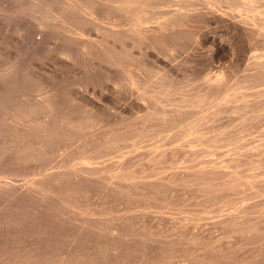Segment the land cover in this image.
<instances>
[{
	"label": "bare ground",
	"instance_id": "bare-ground-1",
	"mask_svg": "<svg viewBox=\"0 0 264 264\" xmlns=\"http://www.w3.org/2000/svg\"><path fill=\"white\" fill-rule=\"evenodd\" d=\"M0 5H1V3H0ZM2 5H6V8H8L11 12H13V14L20 16L18 18H21L23 26L17 27V29L20 28V30H19L20 32L18 31V33L20 36H23L24 38L27 36V39L29 38L28 36H30V41H27L26 39L25 40L27 42H30V44L28 43V45H31V46L32 45L33 46L34 45H37V46L41 45L40 41L45 40L46 36H47L46 37L47 39L49 38L48 36L51 33L47 34L48 30L46 28V27H48V24L50 23L49 21L48 22L46 21V19L48 17L52 20H55V22L56 21L60 22V24L59 23H57V24L53 23L54 24L53 26L58 25L57 27H54V28H56L55 29L56 33H57V31L59 32V33H57V35H58L57 38H58V40H61L62 43H60L61 47H60V49L58 48L59 50L57 49V46H58L57 44H56L57 46L55 45L56 46L55 48L59 51V55L62 56L61 58H63V56H64L68 59L79 60L78 62L81 64H82V62H80V61L91 60V62H92V60L94 59L95 61H93V62L97 63L96 64L97 68L98 67L101 68V70L104 73V77L107 80V84H108L107 90H108L110 97L112 99L121 97L122 96L121 94L124 92L123 96L125 95L126 97H129V98L127 99V101H125L124 106L122 104L123 108L127 109V110L136 109L138 112H140L138 114H135V117L138 120V122H137L138 126L136 125V128L133 127L134 129L137 130L134 132L136 134H132V135L128 134L130 136H125L124 134L126 133V131H124V129H122V128H121L122 129L121 130L119 127L122 124V122L117 117L115 118V116H113L114 114L112 115L113 119L110 117V120H112V121H110L108 123H113V125L115 124L118 126L113 127L112 130L110 129V131H108V132L101 133L102 131L99 132V128H102L103 126L101 127V125H103V124H100L99 122L94 121L92 119L89 121L90 117L87 121L86 120L87 118L85 119V117L90 116V115L86 114L87 116L84 115L85 117L82 115L84 117L83 119H85L87 122H83L81 124L80 121H78V119H77V116H78L77 114L76 115L70 114L71 112L67 113V111H70L71 107H69V110H67L66 109L67 106L65 107V105L59 104L60 102H58L59 105L56 103L57 99L53 98L56 96V94L54 96L52 95L54 91L52 92V94L50 93V91H46V90L43 91L44 87H43L42 83L40 84L41 89L27 88L26 86L23 85L24 82L21 80L22 78L20 77L21 78L20 79L18 77V75L20 73L19 74L17 73L18 75H16V70L14 69L15 67H12V65L6 66V64H5V66L0 65V175L2 177V179H0V182H1L0 183V193L2 191L1 189H3L4 190V192H3L4 196L8 197V199H6V201H5V202H7L5 205H7V204L9 206L11 205V207L13 208L15 206L17 207L19 204L21 205V201H22V203H24V201H26L25 199L27 197L30 198V200H31V198H35V199L37 198V199H40V202L37 200V202L39 204H37L36 206H41L42 208L36 207V209L37 208L43 209V213H45V214H46V212H44V211L49 210L51 212V213L49 212V214H50V215L48 214L49 216H51L53 214L55 216H63L65 214H68V212H70L71 210H73V209H71V207L75 206L76 200H79L80 197L84 196L85 192H86V194L89 193V192L87 193V191H89L88 186L90 185V182L93 183L94 180H97L95 182L98 183V178H101V180H102V181L99 180L100 181L99 185H102L101 182H104V184H106L107 187H105V188L101 187L102 191L99 193L90 191V194L94 193L93 197H96V199L99 200L98 202L104 204L106 199H108L107 192H108V187H109L108 185H110V183H112L113 185H115L117 187L118 184L117 185L114 184V183H116V181L129 180L130 182H132L134 179L136 182L135 178H137V181H139V182H142V181L145 182L146 180H148L146 178L149 175H146V174L144 175V173L146 171L143 169V167H142V169H143L144 173L142 172V169H140V171H141V173H143V175L142 174H140V176L135 175L134 172H130V170L127 169V167H128L127 165L129 163L125 165L126 161H123L124 163L117 162L119 164L115 165L113 167V169L112 168H110L109 170L106 169L107 174L100 177V175H102V173L105 172L104 167H103L104 165L101 164L102 166L101 165L99 166L98 165L99 162H97L96 159L101 158L102 156L106 155L107 153L109 154L108 149H112V150L115 149L116 150L118 148L120 141L127 140L130 138V139H132V141L134 140V143H137L136 141L141 142V140L143 141V140L147 139L148 136H150V135L153 136L154 134H158V133L161 134V133L169 132L170 134L165 133L166 135H165V138H163L164 140L163 139H162L163 141L161 140L162 142L160 145L163 147V149H159V150H161V152L158 151V152H160V154L158 153L160 156L157 154L158 158H156L157 160L155 159L156 162H158V167H157V165H155V167L154 166L153 167L154 168L157 167L159 169L162 168V171H163V168H167V167L169 169L171 168V170H169V171H175V173L172 174V175H174V177H171V175H169L167 172L166 174L168 176L165 174L164 177L161 176L160 179H158L159 177L156 178L160 182L157 183V181H156L155 184L156 183L161 184V185L164 184V186L169 187V186H172L171 183H173L174 181H178V183L180 182L182 184V186L185 185V186L189 187L188 189L194 188L197 191L196 194H199L198 192H200L203 195H205V197H206V198H204L205 204H207L208 202H212L213 205L217 204L216 209L217 210L219 209V212L221 211L222 208H226V207L221 206V204L219 205V202L221 201V199L224 198V200H225L226 197L228 198L231 194L233 195V193L236 196L238 195V197L235 198V196H234L233 198L231 197V199L228 198L231 200L232 204H234L233 202L237 201L239 198L249 199L250 203H251V205L249 204L248 207H240L239 209L236 208L238 205L237 206L235 205L236 207H234V209L236 208V211H234V213L230 212L228 214L225 213L226 215L224 214V216L220 215L221 218L218 217L219 219L217 218L216 219L217 221H215V220L211 221L210 218L212 219V216L210 215L211 217L210 216H209L210 218L208 217L210 221L205 222V220H204L203 222H205V223H203V224H200V223L195 224V222H194V225H193V222H192L191 224L193 226L189 225L190 226L189 227V226H185V223H183L184 224V231L186 232V234L188 236L194 235L195 232H198V233H196L198 238H196L197 236L196 237H188L189 239L193 240L192 242L189 243V245L191 244L193 247L199 249L203 244L202 240L204 239V236H203L204 233L208 232L210 229L215 228L218 225L219 226L222 225L224 227L226 226V228L227 227L230 228V229L227 228L226 230H232V232L235 233L237 236H239V238L241 239V240L239 239L240 241L236 243V247H241L242 245H246L249 243L256 244L257 242H259V243H257V246H258L257 250H260V251L264 250V208H261L260 210L257 209L259 206H264V127H259V124H264V0H6L5 4H2ZM46 7H47V9H46L45 15H48V14L49 15L47 17H44V14L41 12H44L43 10ZM38 8L39 9L44 8V9H41L42 10L41 11ZM8 9H5V10H8ZM13 17H14V15H13ZM74 18H76L77 20L75 19L76 21H73V22H76V23H77V21H79V23L80 22H87L89 27L95 28V29L99 28L98 25H96V20L104 21V18H106L107 19L106 23L109 24V27L105 31L106 32L105 38L102 35V37L104 39H102L101 43L94 41L93 44H87L88 42L87 43L82 42L83 38L81 36L83 33H85L86 30L83 31V28H80V27H82L81 25L75 26V27L65 25L68 21L73 20ZM19 22L20 21H18V23ZM27 22L29 23L30 26L27 25ZM73 22H71V23H73ZM46 24H47V26H45ZM20 25H21V22H20ZM51 25H52V23H51ZM17 26H19V25H17ZM84 26H87V25H84ZM48 29H51V28H48ZM52 29L49 32H55V31H52ZM84 29H86V28H84ZM78 31L79 32L81 31L80 33H82V34L80 35V33ZM3 32H4V30H3ZM14 32H17V31H14ZM37 32H39L38 33L39 35L35 38V34ZM74 33L76 35H74ZM92 34H94V33H92ZM49 40H53V39H51V37H50ZM46 41H48V40H46ZM54 44H55V42H54ZM187 47L190 49V52H189L190 56L188 55V56L184 57L183 59H180L178 54H181V53H179V52H181L182 50H184ZM53 48H54V46H53ZM19 50H21V49H19ZM51 50H53V49H51ZM10 54H12V53H10ZM17 59H18V57H17ZM2 61H4V59ZM6 63H8V62H6ZM73 63H75V62H73ZM93 64H95V63H93ZM61 68H62V66H61ZM80 69H81V67H80ZM84 69H85V66H84ZM56 74H58V73H56ZM78 74H76V76ZM101 74H102V72H101ZM179 77H181L186 82V84L185 83L184 84L186 85L187 89L185 90L186 87L185 88L183 87L185 92L182 93V95H178V96L173 97L174 92L175 93H176V91L181 92L183 90V89L177 90L175 88L177 86L176 83H177ZM91 78H92V76H91ZM37 82H38V80H37ZM179 82L180 81H178V83ZM56 83H55V85H56ZM182 83H181V85H182ZM86 84H87V82H86ZM47 85L50 86L49 84H47ZM47 85L45 83V86H47ZM185 85H182V86H185ZM80 89H81V87H80ZM61 90H62V87H61ZM51 91H52V89H51ZM47 92H49V93L47 94ZM155 92L157 95L153 94ZM37 93H39L40 98L34 99L33 95L36 94V96H37ZM160 94L162 95V97L160 96ZM176 94H178V93H176ZM119 95H121V96H119ZM110 97L107 100H111ZM124 98L122 97V99H124ZM119 99H121V98H119ZM30 100H32V101H30ZM70 100H71V98H70ZM72 100H74V99H72ZM65 101H66V99H65ZM62 102H64V101H62ZM167 105H170V108H168L169 106L166 107ZM59 106H63V107H65V109L62 107H59ZM75 106H76V104H75ZM154 106H156V107H154ZM208 106H210V107L212 106L211 110H209L210 107H208ZM206 108L208 109L207 111H209V112L202 113V112H204V110ZM72 109H74V108H72ZM120 109H119V111H120ZM65 110H67V111H65ZM72 111H73L72 113L76 112L74 110H72ZM109 111H110V109H109ZM79 113H81V112H79ZM198 113L199 114L202 113V114H200L199 118H198ZM254 113H255V115H254ZM81 114H83V113H81ZM110 114H111V112H110ZM128 115H130V114H128ZM79 117H80V115L78 116V118ZM92 118H94V117H92ZM100 119L102 120L101 117H100ZM85 120H82V121H85ZM103 120H105V119H103ZM234 120H240L242 124L240 126H235V125L232 126V123ZM108 121H109V119H108ZM101 123H103V122H101ZM80 124L84 128V130H82V131H80V129H81ZM104 124H105V122H104ZM127 124H128V122H127ZM131 126H133V125H131ZM258 127L260 128L259 130H257ZM133 128H131V129H133ZM75 129H79L78 131H80V133L85 132L86 136L88 137V138H86V140L84 142L86 145V147L84 146L86 148V150L81 155L79 154L78 157L75 158L76 160L80 159V161L75 163V162L71 161V158L61 157L60 156L61 154L58 155V158H60V157L61 158L59 160H57L58 162L55 164H50L51 162H48L51 159L47 160V158H48L47 155H45V157H47V158H45L46 161L44 159H43L44 161L40 160L41 150H44V147H42L43 145L48 144L47 142H49V144H50L51 140H54V138H57V137L65 138L67 136L75 134V132H76ZM74 130H75V132H74ZM122 131H124V134H122ZM170 131H172V133ZM212 132H215V133L213 134ZM78 133L76 132V134H78ZM79 134H78V136H79ZM236 135H238V136H236ZM75 137H76V135H75ZM161 137H162V134H161ZM163 137H164V135H163ZM63 138H61V139L58 138L57 140H59V139L62 140ZM68 138L70 139V137H68ZM68 138H67V140H69ZM158 139H153V140L157 141ZM73 141H75V140H73ZM145 141H147V140H145ZM62 142H64V141H62ZM69 142H71V141H69ZM81 142H82V140H81ZM78 143H79V141H78ZM162 143H163V145H162ZM182 143L189 144L188 146L193 145L194 149L193 150L192 149L185 150L183 147L184 144L182 145ZM51 144H53V143H51ZM57 144L60 147V145H59L60 143L57 142ZM69 144H71V143H69ZM56 145H54V147ZM82 145H83V143H82ZM127 145L125 147H128ZM154 145H155V143H154ZM156 145H158V144L156 143ZM164 146H166V147L164 148ZM65 147H66V145H65ZM102 147L103 148L105 147L106 150H102L101 149ZM136 147H138V146H136ZM185 147H187V146H185ZM56 148H57V146H56ZM85 148H83V149H85ZM121 148H124V147L121 146ZM146 149L149 150L148 147ZM45 150H47V149H45ZM58 150H59V148H58ZM60 150L58 151L59 153H60ZM44 151H42V152H44ZM47 151L49 152L50 150H47ZM47 151H46V153H47ZM138 151H139V149H138ZM65 152H63V153H65ZM141 152L144 153L142 150H141ZM53 153H54V151H53ZM69 153H70V151H69ZM51 155H53V154L51 153ZM132 155H130V156H132ZM157 155H156V157H157ZM197 155H202L203 157H200V159H196L195 157ZM209 155L210 156L216 155V157H217V155H219L220 160L219 161L213 160L212 159L213 157L210 158ZM53 156L55 157V155H53ZM139 156L140 157L138 159H140V158L145 159L143 156H141V155H139ZM148 157H149V155H148ZM72 159H73V157H72ZM150 159H148V160H150ZM186 159H190L192 161L194 159L195 162L191 161L190 162L191 165H188V166L184 165L183 167L181 166L182 164L177 165V163L178 164L180 163V160H186ZM107 161H108V159H107ZM152 161H154V160H152ZM103 162H104V160H103ZM156 162H155V164H156ZM77 165H80V166H77ZM147 165L149 166V164H147ZM175 165L177 167L176 169H174ZM110 166H112V165H110ZM55 167L58 169V171H55V172L51 171V169L55 168ZM140 167H141V165H140ZM140 167H138V168H140ZM172 167H174L173 168L174 170H172ZM131 169H133V168H131ZM152 172H153V170H152ZM152 172H150V173H152ZM14 173L15 174L16 173H23V175L24 174H25V176L29 175V177L30 176L36 177V175L37 176L41 175V177L42 176L44 177V180L35 183V180H34L35 177H34V178H32L34 183L32 182V184H29V186H27L26 188L23 187L21 189H18L16 187L17 185L14 186L11 183V181H9V179L6 180L7 177L12 176V178H13ZM150 173H148V174H150ZM155 174H156V172H155ZM9 175H11V176H9ZM17 176H18V174H17ZM21 176H22V174H21ZM150 176H152V175L150 174ZM29 177H28V179H29ZM36 178L38 179L39 177H36ZM26 179L27 178H25V180ZM32 179H30V182L32 181ZM154 181L152 180V182H154ZM95 182H94V184H95ZM24 183L27 184V183H29V181L24 182ZM147 183L153 184L149 181ZM14 184H16V183H14ZM174 184H176V182H174ZM125 185H126V187L128 186L127 184H125ZM115 186L111 187V189L115 188ZM20 187L21 186H19V188ZM135 187L136 188H134V189L137 190L136 192H137L139 199H140L139 202L142 203L144 206L145 204H147V203H144V202H147V200H146L147 197H150L151 189L149 187H152V186L148 187L145 184H141V185H138ZM173 187H174V185L172 186V188ZM187 187H185V188L187 189ZM121 188H123V187H121ZM121 188H119V189H121ZM131 188H133V185ZM178 188H180V187L178 186ZM95 189H97V188H95ZM169 189H171V188L169 187ZM175 189H176V191L178 190L177 188H175ZM90 190H93V189H90ZM127 191H129V190H127ZM153 191L156 192V190H153ZM179 191H180V189H179ZM179 191H177V192H179ZM134 192H135V190H134ZM154 192H152V193L154 194ZM167 192H169V191L167 190ZM183 192L185 193L186 191L184 190ZM189 192H187V193H189ZM191 192H193V191H191ZM123 193H125V192L123 191ZM166 194H163V195H166ZM174 194H175V191H174ZM180 194H182V193H180ZM180 194H178V196H177L178 198H179ZM173 195L170 194V195H168L169 197L167 195L166 196L169 199L170 198L172 199ZM192 195L196 197L195 194H192ZM239 195H241V196H239ZM1 196L2 195H0V201L2 200ZM123 196L125 197V194H123ZM197 196H199V195H197ZM7 197H5V198H7ZM93 197H91V198H93ZM5 198L3 200H5ZM85 199L88 200L89 197H88V199L84 198V200ZM111 199H113V198L111 197ZM164 199H166V198H164ZM181 199H184V198H181ZM123 200L126 202L127 199L126 200L123 199ZM174 200H176V199H174ZM27 201H26V203H27ZM117 201H119V200H117ZM181 202H183V201H181ZM204 202H202V203L204 204ZM80 203H82V202H79V204ZM228 203H229V201H228ZM0 204H1V202H0ZM2 204H3V206H0V207H2L0 209V212H3V214L5 212H7L8 209L12 210V208H10V207L7 209L8 205L5 206L4 203H2ZM138 205H139V203H138ZM208 205H211V203H209ZM213 205L211 208H209L210 210L213 208ZM245 205H246V203H245ZM27 206L28 205H26V207ZM104 206H106V205H104ZM241 206H243V204ZM22 207H24V206L22 205ZM204 207L205 206L203 205V209H204ZM116 208L118 209L119 207L116 206ZM128 208H129V206H128ZM179 208H181V207H179ZM39 209H37V210H39ZM94 210H96V209H94ZM206 210H208V209H206ZM128 211H131V210L129 209ZM223 211H224V209H223ZM225 211H227V210L225 209ZM9 212H11V211H8L7 213H9ZM13 212H15V211H13ZM13 212H12V214H13ZM23 212H25V211H23ZM35 212H37V211H35ZM73 212H74V210L72 211V213ZM81 212L82 211L80 210V213ZM108 212H111V211H108ZM41 213H42V211H41ZM75 213H76V215L73 214L74 216H72V217H75V216L77 217V215L79 214V211L75 212ZM85 213L88 214V212H85ZM95 213H93V214H95ZM103 213H104V211H103ZM111 213H113V212H111ZM207 213L208 212H206V214ZM244 213H246V215ZM32 214H34V212H32ZM69 214L72 215L71 213H69ZM114 214H116V212ZM35 215H38V214L35 213L34 217H35ZM48 215L43 214V218H44V216L45 217L47 216V220H48L49 219ZM81 215L85 216V218H86V214H83V212ZM89 215H91V214H89ZM89 215H87V216H89ZM97 215H98V212H97ZM135 215H136V213H135ZM247 215H251L252 218L250 216H247ZM40 216H42V215H40ZM194 216H196V215L194 214ZM215 216H217V213L215 214ZM52 217H50V218H52ZM64 217H63V220H64ZM116 217H117V215H116ZM119 217H120V215H119ZM246 217H249L250 219L249 218L247 219ZM32 218H33V215H32ZM37 218H39V217H37ZM55 218H57V217H55ZM58 218H62V217H58ZM77 218H78L77 220L81 219V218L79 219V215ZM110 218H112V217L110 216ZM123 218H124V215H123ZM169 218H170V216H169ZM5 219L3 221H7V220L10 221V222L7 221L6 223L10 224L12 222L11 220H9L10 217H9V219L7 217V220H5ZM70 219H71V217H70ZM70 219H68V220L70 221ZM180 219H181V217H180ZM30 220H31V217H30ZM51 220H53V218ZM60 220H62V219H60ZM66 220L67 219H65V221ZM87 220H88V217H87ZM112 220H113V218H112ZM140 220H141V218H140ZM147 220H148V218H147ZM3 221H1L0 223H2ZM48 221L51 222L50 219ZM69 221H66V223H64V224H67V222H69ZM16 222H18V221H16ZM30 222H32V221H30ZM59 222L60 221H58V224H59ZM88 222H89V220H88ZM130 222H131V220H130ZM132 222H134V221H132ZM140 222H139V224H140ZM6 223L5 224L2 223V225L3 224L7 225ZM85 223H86V225H85ZM21 224H22V222H21ZM34 224H35V222H34ZM47 224H50V223H47ZM47 224H46V226H48V227H46V226L45 227L49 229V227L52 223L50 225H47ZM68 224L70 226V223H68ZM88 224H90V223H88ZM95 224L96 223H94V226L92 228L95 229V231H96L97 229L95 227L96 226ZM18 225H20V224H18ZM52 225L54 226V225H56V223L55 224L53 223ZM62 225H63V223H62ZM75 225L77 226V223ZM8 226L9 225L5 226V228H7ZM14 226L15 225H13V230H14ZM91 226L89 225V227H88L87 221H85V222H83V224H81V226H80L81 228H79V232L81 230H82V232H80V233L77 232V233L79 234V236L84 237V235H85L84 233L85 232L87 233V231H83V229L84 230H90V229H92ZM110 226H111V224H110ZM170 226H171V224H170ZM59 227H61V224ZM63 227H64V225H63ZM65 227L60 228V229L64 230ZM101 227H103V226L100 225L99 228H101ZM176 227H178V226H176ZM179 227H180V225H179ZM9 228L11 229V224H10ZM17 228L15 231H17ZM29 228H31V227H29ZM39 228H38V230H39ZM103 228H106V227H103ZM127 228H128V226H127ZM127 228H125V229H127ZM221 228L223 229V227H221ZM43 229L45 232L46 229L44 227H43ZM43 229H40V231L43 232ZM51 229H54V228L52 227ZM74 229H76V228L73 227V230ZM0 230H2L1 227H0ZM68 230H70V229H68ZM100 230L97 232H100ZM105 230H103V232ZM119 230L120 229L117 227V225L116 226L113 225V227L112 228L110 227V230L108 231V233L110 232L111 235L113 236V237H111L109 244H110V247L114 250L117 249V247L119 249V247L123 246L122 244H120L122 246H119V240L118 239H121V238H119L120 237L119 235H121L123 233L121 236H122V240H124V241L127 239L124 236H128V234L132 235L131 233H129L130 231L128 233H125L121 229L122 232L120 231L121 233H119ZM128 230H130V229H128ZM11 231L12 230H10L9 232H11ZM40 231H39V233H40ZM76 231H77V229H76ZM76 231H73V235L76 233ZM106 231H105V233H107ZM125 231L127 232V230H125ZM154 231H157V230H154ZM1 232L3 233V231H1ZM9 232H8V234H9ZM53 232H57V231L55 230ZM53 232L51 233V236H52ZM91 232H93V231H91ZM11 233L14 236V234L17 232L14 233V231H12ZM69 233L70 232H68L67 234H69ZM19 234L21 235L22 233H19ZM19 234L17 233V236ZM32 234L33 233H31V235ZM57 234H58V232H57ZM61 234H63V232ZM101 234H104V233H101ZM124 234H127V235H124ZM173 234H175V233H173ZM173 234H171V235H173ZM198 234H200V236ZM235 234H233V235L235 236ZM46 235H48V234H46ZM73 235H69V236L72 237ZM96 235H98V234H96ZM184 235H185V233H184ZM44 236H42V237H44ZM87 236L90 237L91 235L90 236L87 235ZM101 236H99V237H101ZM103 236L105 237V234ZM34 237L36 238V236H34ZM34 237H32V238H34ZM61 237H62V235H61ZM70 237H69V239H70ZM93 237H90V238L94 239ZM2 238H4V237H2ZM37 238H39V237H37ZM48 238H50V237H48ZM55 238H57V236ZM77 238H78V236H77ZM95 238H96V236H95ZM101 238H103V237H101ZM129 238L132 239V237H129ZM137 238H139V236H137ZM19 239H20V237H19ZM78 239H77V241H78ZM88 239L89 238H87V241H88ZM96 239H98V238H96ZM133 239H136V238H133ZM142 239H145V238H142ZM184 239H185V237H184ZM54 240H57V239H54ZM3 241H5V238L3 239ZM40 241H44V240L42 239ZM45 241H46V239H45ZM52 241L53 240H51V242ZM58 241H59V239H58ZM87 241H85V242L89 243V241L88 242ZM97 241L98 240L95 241L96 244H97ZM227 241H228V239H227ZM31 242H33V241H30L29 243H31ZM34 242H35V240H34ZM36 242H38V241H36ZM36 242L33 244V247L35 245H37L39 247L42 243V242H40V243H36ZM79 242H80V244L85 243L83 241L82 242L79 241ZM126 242L128 243V241H126ZM11 243H12V241H11ZM75 243L77 244V242H75V240H72L70 243L67 244V249H66V247H64V249L67 250L68 253H70V252L72 253V251H76L77 248H76ZM91 243H92V241H91ZM167 244H168V242H167ZM42 245H45V244H42ZM48 245H51V244H48ZM62 245H64V243ZM29 246H30V244H29ZM37 246H35V247H37ZM220 246L222 247V245H220ZM38 247L36 249H38ZM223 247L225 249L226 248L228 249V247H225V246H223ZM93 248H95V247H93ZM220 248H219V250H220ZM241 248H243V250H244V246ZM64 249H62V250L65 251ZM95 249H97V248H95ZM98 249H100V248H98ZM107 249H108V245H107ZM122 249H123V247H122ZM122 249H120V250H122ZM250 249H248V251ZM44 250L41 249V251L43 253H44ZM100 250H102V249H100ZM128 250H130V249H128ZM193 250H195V249H193ZM254 250L256 251V249H254ZM254 250L253 251L251 250L250 253L254 252ZM16 251H18V250H16ZM39 251H40V249H39ZM29 252H28V254H29ZM117 252L118 251H116L115 253H117ZM245 252L247 253L246 249L244 250V253ZM262 252H264V251H262ZM14 253H16V252H14ZM217 253H216V255L213 253L214 256L217 257ZM234 253H235V250H234ZM60 254H61V252H60ZM112 254H114V253H112ZM190 254H191V252H190ZM222 254L223 253H221L220 255H222ZM255 254H257V253H255ZM52 255H50V256H52ZM83 255H86V254L84 253ZM197 255H196V257H197ZM206 255H208V254L206 253ZM230 255H231V253H230ZM236 255H237V257L235 259V262L234 263L232 262V264H247L248 263L247 259L251 256V254H250V256H248V258H247L246 255H243L242 253H238V252ZM73 256H75V255H73ZM116 256H118V255H116ZM253 256H254V254H253ZM10 257H13V256H10ZM81 257H79V258H81ZM113 257L111 256V258H113ZM208 257L209 256H207L205 258H208ZM252 257H250V258H252ZM34 258H36V257H34ZM232 258H234V257H232ZM1 259H2V257H1ZM39 259H40V257H39ZM132 260H133V258H132ZM221 260H223V259H221ZM65 261H67V260L65 259ZM208 261L209 260H207L206 262H208ZM249 261H251V260L249 259ZM138 262H140V261H138ZM206 262H204V263H206ZM33 263H31V264H33ZM176 263H178V262L176 261ZM186 263H188V262H186ZM208 263L211 264L210 262H208ZM196 264H198V263L196 262ZM218 264H223V262L220 263V261H219ZM248 264H250V263H248ZM259 264H261V263H259Z\"/></svg>",
	"mask_w": 264,
	"mask_h": 264
},
{
	"label": "rangeland",
	"instance_id": "rangeland-1",
	"mask_svg": "<svg viewBox=\"0 0 264 264\" xmlns=\"http://www.w3.org/2000/svg\"><path fill=\"white\" fill-rule=\"evenodd\" d=\"M4 1V2H3ZM5 1L6 0H0V3H1V5H0V65H4L5 66V64H6V66L8 65V66H10V65H12V67H15L14 69L16 70V75H18L19 73V75H18V77L25 83H23V85L24 86H26L27 88H33V89H41L40 87H41V83H42V85H43V87L45 88H43V91L44 90H46V91H50V93L52 94V92H53V96L56 94V96L55 97H53V98H55V99H57V104H58V102H60L59 104H61V105H65V107L67 106V110H69V107H71V109L72 108H74V109H72V110H74V111H76V112H74V113H72L73 111L70 109V111H67V110H65V111H67V113L68 112H71L70 114H74V115H80V117L78 118V116H77V119H78V121H80V123L82 124L83 122H87L88 121V119H89V117H90V119H89V121L92 119V120H94V121H97V122H99L100 124H103V125H101V127L102 128H99V132L100 131H102L101 133H103V132H108V131H110V129L112 130V128L113 127H117L118 125H113V123H108V122H110V121H112V120H110V117L112 118V115L113 116H115V118L117 117L118 119H120L121 120V122H122V126L120 125L119 127H120V129L122 128V129H124V131H126V133L124 134V131H122V134H124L125 136H130V135H132V134H136V133H134L135 131H137L136 129H134V128H136V125L138 126V120H137V118L135 117V114H138V113H140V112H138L136 109H132V110H127V109H124L123 108V106H124V104H125V101H127V99L129 98V97H126L125 95L123 96V94H124V92L121 94V95H119V96H121V97H118V98H115V99H112L111 97H110V95H109V93H108V90H107V87H108V84H107V80L105 79V77H104V73H103V71L101 70V68L100 67H98L97 68V63L96 62H93V61H95L94 59L92 60V62H91V60H89V61H80V62H82V64L81 63H79L78 61L79 60H72V59H68V58H66V57H64L63 56V58H61L62 56H60L59 55V49H60V47H61V45H60V43H62L61 42V40H58V35H57V33H59L58 31H57V33H56V28H54V27H57L58 25H55V26H53L54 24L53 23H55V24H57V23H59L60 24V22H58V21H56L55 22V20H52V19H50L49 17L46 19V21L48 22H50L49 24H48V27H46L47 28V30H48V32H47V34L49 33H51L48 37V39L45 37V40H42V41H40V43H41V45H28V43L30 44V42H27V41H30V36H28L29 38L27 39V36L24 38L23 36H20L19 35V33H18V31L20 30V28H18L17 29V27H21V26H23V24H22V21H21V18H18V17H20V16H18V15H15V14H13V12H11L8 8H6V5H2V4H5ZM3 7V8H2ZM5 9H8V10H5ZM39 9V8H38ZM37 9V10H38ZM41 9H44V8H41ZM41 9H39V10H41ZM46 9H47V7L43 10L44 12H41V13H43L44 14V17H47L48 15H45V13H46ZM7 11V12H6ZM42 11V10H41ZM12 15V16H11ZM13 15H14V17H13ZM7 16V17H6ZM17 19H16V18ZM19 19V20H18ZM76 18H74L73 20H70L71 22H73V21H76L75 20ZM3 20V21H2ZM17 20V21H16ZM18 21H20L21 22V25H20V22L18 23ZM70 21H66L67 23L65 24L66 26L68 25V26H71V27H75V26H82V27H80V28H83V31H85V33H80L79 31V33H80V35L82 34V42H88L87 44H93L94 43V41L95 42H102V39H104L105 38V31L107 30V28L109 27V24L108 23H106L107 22V19L106 18H104V21H98V20H96V25H98V29H95V28H91V27H89V25L87 24V22H80L79 23V21H77V23L76 22H73V23H71ZM51 23H52V25H51ZM104 25H102V24ZM7 24V25H6ZM19 25V26H17V25ZM47 24L45 25V26H47ZM106 24V25H105ZM5 25V26H4ZM27 25L28 26H30L29 25V23L27 22ZM84 25H87V26H84ZM100 25V26H99ZM9 26V27H8ZM12 26V27H11ZM16 28H15V27ZM53 26V27H52ZM2 28V29H1ZM10 28V29H9ZM48 28H53L52 29V31H55V32H49V31H51V29H48ZM84 28H86V29H84ZM16 29V30H15ZM92 29V30H91ZM3 30H4V32H3ZM17 31V32H14V31ZM95 31V32H94ZM8 32V33H7ZM20 32V31H19ZM77 32V31H76ZM96 33L95 35L94 34H92V33ZM102 32V33H101ZM18 35H17V34ZM39 32H37L36 34H35V38L39 35L38 34ZM53 33V34H52ZM56 33V34H55ZM55 34V35H54ZM89 34V35H88ZM91 34V35H90ZM57 35V36H56ZM74 35H76L75 33H74ZM73 35V36H74ZM102 35H103V37H102ZM96 36V37H95ZM23 37V38H22ZM50 37H51V39H53V40H49L50 39ZM90 37V38H89ZM10 38V39H9ZM7 39V40H6ZM23 39V40H22ZM27 41H26V40ZM75 39V38H74ZM13 40V41H12ZM46 40H48V41H46ZM76 40V39H75ZM89 40V41H88ZM100 40V41H99ZM25 41V42H24ZM53 41V42H52ZM93 41V42H92ZM6 42V43H5ZM44 42V43H43ZM54 42H55V44H54ZM8 43V44H7ZM43 43V44H42ZM3 44V45H2ZM18 44V45H17ZM54 44V45H53ZM58 46H57V45ZM13 45V46H12ZM24 45V46H23ZM57 46V49L55 48L56 46ZM45 46V47H44ZM53 46H54V48H53ZM18 47V48H17ZM22 47V48H21ZM28 48V49H27ZM19 49H21V50H19ZM51 49H53V50H51ZM42 50V51H41ZM18 51V52H17ZM56 51V52H55ZM55 52V53H54ZM58 52V53H57ZM189 52H190V49L187 47V48H185L184 50H182L181 52H179V53H181V54H178V56H179V58L180 59H183L184 57H186V56H188L189 55ZM10 53H12V54H10ZM17 54V55H16ZM21 54V55H20ZM23 54V55H22ZM28 54V55H27ZM8 55V56H7ZM20 57H19V56ZM37 55V56H36ZM185 55V56H184ZM5 56V57H4ZM25 56V57H24ZM183 56V57H182ZM190 56V55H189ZM16 57V58H15ZM17 57H18V59H17ZM4 59V61H2L3 59ZM55 58V59H54ZM65 58V59H64ZM12 59V60H11ZM7 60V61H6ZM11 60V61H10ZM20 60V61H19ZM23 60V61H22ZM32 60V61H31ZM34 60V61H33ZM68 60V61H67ZM72 60V61H71ZM6 62H8V63H6ZM12 62V63H11ZM72 62V63H71ZM73 62H75V63H73ZM93 63H95V64H93ZM74 64V65H73ZM80 64V65H79ZM62 66V68H61V66ZM76 65V66H75ZM85 66V69H84V66ZM91 65V66H90ZM95 65V66H94ZM39 66V67H38ZM41 66V67H40ZM71 66V67H70ZM90 66V67H89ZM80 67H81V69H80ZM97 69H96V68ZM61 68V69H60ZM68 68V69H67ZM55 69V70H54ZM73 69V70H72ZM93 69V70H92ZM19 70V71H18ZM28 70V71H27ZM54 70V71H53ZM77 70V71H76ZM85 70V71H84ZM35 71V72H34ZM33 72V73H32ZM47 72V73H46ZM49 72V73H48ZM54 72V73H53ZM83 72V73H82ZM101 72H102V74H101ZM209 72V71H208ZM18 73V74H17ZM53 73V74H52ZM56 73H58V74H56ZM79 73V74H78ZM26 74V75H25ZM49 74V75H48ZM52 74V75H51ZM76 74H78L77 76H76ZM23 75V76H22ZM33 75V76H32ZM36 75V76H35ZM39 75V76H38ZM42 75V76H41ZM44 75V76H43ZM47 75V76H46ZM59 75V76H58ZM66 75V76H65ZM91 76H92V78H91ZM95 76V77H94ZM39 77V78H38ZM59 77V78H58ZM88 77V78H87ZM32 78V79H31ZM36 80H35V79ZM38 78V79H37ZM42 78V79H41ZM64 78V79H63ZM104 78V79H103ZM41 79V80H40ZM67 79V80H66ZM76 79V80H75ZM80 79V80H79ZM83 79V80H82ZM37 80H38V82H37ZM26 81V82H25ZM32 83H31V82ZM48 81V82H47ZM78 81V82H77ZM178 81H180L179 83H178ZM178 81H177V83H176V89L177 90H182L183 89V87L185 88L186 87V82L181 78V77H179V79H178ZM57 82V83H56ZM86 82H87V84H86ZM183 82V83H182ZM45 83H46V85L47 84H49L50 86H45ZM55 83H56V85H55ZM64 83V84H63ZM81 85H80V84ZM181 83H182V85H185V86H182L181 85ZM185 83V84H184ZM21 84V83H20ZM29 85V86H28ZM37 85V86H36ZM88 87H87V86ZM180 85V86H179ZM52 86V87H51ZM73 86V87H72ZM36 87V88H35ZM58 87V88H57ZM61 87H62V90H61ZM69 87V88H68ZM80 87H81V89H80ZM86 87V88H85ZM100 87V88H99ZM106 87V88H105ZM48 88V89H47ZM54 88V89H53ZM65 88V89H64ZM72 88V89H71ZM51 89H52V91H51ZM87 89V90H86ZM187 89V87L185 88V90ZM57 90V91H56ZM60 92H59V91ZM185 90L183 89L180 93L178 92V91H176V93H178V94H176L175 92V94L173 93V97H175V96H178V95H182V93H184L185 92ZM78 92V93H77ZM49 92H47V94H48ZM77 93V94H76ZM158 93V92H157ZM61 94V95H60ZM76 94V95H75ZM153 94H156V92L155 93H153ZM63 95V96H62ZM68 95V96H67ZM81 95V96H80ZM95 95V96H94ZM157 95V94H156ZM34 96V99H36V98H40V96H39V93H37V96H36V94H34L33 95ZM76 96V97H75ZM83 96V97H82ZM160 96L162 97V95L160 94ZM109 97H110V99L111 100H107V99H109ZM122 97L124 98V99H122ZM70 98H71V100H70ZM119 98H121V99H119ZM60 99V100H59ZM65 99H66V101H65ZM72 99H74V100H72ZM119 99V100H118ZM79 100V101H78ZM107 100V101H106ZM114 102H113V101ZM124 100V101H123ZM30 101H32V100H30ZM56 101V100H55ZM62 101H64V102H62ZM72 101V102H71ZM92 101V102H91ZM116 101V102H115ZM69 102V103H68ZM74 102V103H73ZM73 103V104H72ZM120 103V104H119ZM58 104V105H59ZM75 104H76V106H75ZM117 104V105H116ZM122 104H123V106H122ZM73 105V106H72ZM86 105V106H85ZM92 105V106H91ZM114 105V106H113ZM79 106V107H78ZM102 106V107H101ZM104 106V107H103ZM111 106V107H110ZM120 106V107H119ZM169 106V107H168ZM59 107H62V108H64L65 109V107H63V106H59ZM87 107V108H86ZM93 107V108H92ZM95 107V108H94ZM110 107V108H109ZM154 107H156V106H154ZM166 107H168V108H170V105H167ZM208 107H210V106H208ZM207 107V108H208ZM212 107V106H211ZM211 107L209 108V110H211ZM79 108V109H78ZM90 108V109H89ZM121 108V109H120ZM158 108V107H157ZM205 109L204 110V112H202V113H207V112H209V111H207L208 109ZM84 109V110H83ZM95 111H94V110ZM109 109H110V111H109ZM116 111H115V110ZM119 109H120V111H119ZM88 110V111H87ZM114 110V111H113ZM100 111V112H99ZM103 111V112H102ZM107 111V112H106ZM130 111V112H129ZM206 111V112H205ZM79 112H81V113H83V114H81V113H79ZM91 112V113H90ZM94 112V113H93ZM109 112V113H108ZM110 112H111V114H110ZM129 112V113H128ZM135 112V113H134ZM102 113V114H101ZM124 113V114H123ZM130 114V115H128V114ZM132 113V114H131ZM202 113H200V114H202ZM256 113V112H255ZM255 113H254V115H255ZM90 115V116H87V115ZM117 114V115H116ZM200 114L198 113V118L200 117ZM85 115V116H87V117H85V119L87 120H85V119H83L84 117L83 116ZM98 115V116H97ZM109 115V116H108ZM125 115V116H124ZM82 116V117H81ZM96 116V117H95ZM105 116V117H104ZM108 116V117H107ZM92 117H94V118H92ZM100 117L102 118V120L100 119ZM135 117V118H134ZM81 118V119H80ZM99 120H98V119ZM109 119V121H108V119ZM80 119V120H79ZM103 119H105V120H103ZM113 119V118H112ZM82 120H85V121H82ZM137 120V121H136ZM103 122V123H101V122ZM125 121V122H124ZM104 122H105V124H104ZM124 122V123H123ZM127 122H128V124H127ZM132 122V123H131ZM80 124V125H81ZM133 125V126H131V125ZM242 123H241V121L240 120H234L233 121V123H232V126L233 125H235V126H240ZM130 128H129V127ZM134 127V128H133ZM259 127H264V124H259ZM258 127V129L257 130H259L260 128ZM83 127H82V125H81V129H80V131H82V130H84V128L82 129ZM131 128H133V129H131ZM79 129H75L76 130V132L78 133H80V131H78ZM109 129V130H108ZM119 129V128H118ZM121 129V130H122ZM75 130H74V132H75ZM120 130V131H121ZM132 130V131H131ZM129 131V132H128ZM76 132H75V134H72V135H70V136H67V137H65V138H63V137H57V138H54V140H51V142H50V144H49V142H47L48 144H45V145H43L42 147H44V150L45 149H47V150H50L49 152L47 151V150H41V156H40V160H42V161H46V159L45 158H47V157H45V155H47L48 156V158H47V160H49V159H51V160H49L48 162H51L50 164H55V163H57L58 161L57 160H59L61 157H68V158H71V161H73V162H75V163H77L78 161H80V159H75L76 157H78V155L80 154H82L85 150H86V145H85V140H86V138H88L87 136H86V133L84 132H81L80 134H79V136H78V134H76ZM171 133H172V131H170ZM165 133H167V134H170L169 132H165ZM165 133H161L162 134V137H161V134H154L153 136L152 135H150V136H148V138L147 139H145V140H147V141H145V140H141V142H139V141H136L137 143H134V140L132 141V139H127V140H123V141H120V143H119V145H118V148L115 150V149H108V152H109V154L107 153L106 155H104V156H102L101 158H98V159H96V161L97 162H99L98 163V165L100 166L101 164L102 165H104L103 167H104V170H105V172H103L102 173V175H100V177L101 176H104V175H106L107 174V172H106V169L107 170H109L110 168H112L113 169V167L115 166V165H118L119 163H117V162H120V163H124L123 161H126V163H125V165L126 164H128L127 166V169L128 170H130V172H134V174L135 175H139L140 176V174H142L143 175V169L147 172H145L144 173V175L146 174V175H149L150 176V174L152 175V176H147V178L146 179H148V180H146L147 182L149 181V182H151V183H153V184H149V183H147L146 181L145 182H139V181H137V178H135L136 179V182H135V180L133 179V181L132 182H130L129 180H124V181H116V183H114V184H118L117 185V187L115 186V185H113L112 183H110V185H108L109 187H108V192H107V195H108V199H106V201H105V203L104 204H102V203H100V202H98L99 200H97L96 199V197H93V194L94 193H92V194H90V191H92V192H101L102 190H101V187L102 188H105V187H107V185L106 184H104V182H101V184L102 185H99L100 184V181H102L101 180V178H98V183L97 182H95V181H97V180H92L93 181V183L92 182H90V185L88 186V189H89V191H87V193L88 194H86V192L84 193V196H82V197H80V199L79 200H76V202H75V206H72L71 207V209H73L74 210V212L72 213V211L73 210H71L70 212H68V214L69 213H71L72 215H68V214H65V215H63V216H55L54 214L53 215H51V216H49L50 214H49V210H46V211H44V212H46V214L45 213H43V209H41L42 207L41 206H36L37 204H39L38 202H37V200L40 202V199H35V198H31V200H30V198H26L25 200L27 201V203H26V201H24V203H22V201H21V205L19 204L16 208L15 207H11V205L9 206L8 204V206L7 205H5L7 202H5L6 201V199H8V197L7 196H4V190L3 189H1L2 191H1V193H0V195H2L1 196V204H0V206H3V204L2 203H4V205L5 206H7V209L10 207V208H12V210L10 209H8L7 210V212L8 211H11V212H9V213H7V212H5L4 214H3V212H0V220L1 221H3L5 218V220H7V217H8V219H9V217H10V219L9 220H11L12 222L10 223L11 224V229L9 228L10 227V224L9 223H6L7 221H3L2 223H6L7 225H9L7 228H5V226H7V225H2V223H0V227H1V229L2 230H0V254L2 255H0V264H31V263H33V264H59L60 262V264H196V262L198 263V264H209L208 262H210L211 264H218L219 263V261H220V263H222L223 262V264H232V262L234 263L235 262V259H236V257H237V252L238 253H242L243 255H246V257L248 258V256H250V254H251V256L250 257H252L253 256V254H254V256L252 257V258H248L247 260H248V263H250V264H259V263H261V264H264V252H262V251H264V250H262V251H260V250H257L258 249V246H257V243H259V242H257L256 244H253V243H249V244H246V245H242L241 247H243L244 246V250L246 249V251H247V253L245 252L244 253V250H243V248H241V247H236V243L237 242H239L241 239L239 238V236H237L235 233H233L232 232V230H226L227 228H226V226L224 227V226H222V225H218V226H216L215 228H212V229H210L208 232H205L204 233V239L202 240V246L198 249V248H195V247H193L191 244L189 245V243L190 242H192L193 240H191V239H189L188 237H196L197 236V234L196 233H198V232H195V234L194 235H191V236H188L187 234H186V232L184 231V224L183 223H185V226H191L192 224V222H193V225H194V222H195V224H203V223H205V222H209L210 220L212 221V220H215V221H217L216 219L219 217V218H221L220 217V215L221 216H224V214L225 213H230V212H233L234 213V211H236V208H240V207H248V205L250 204L251 205V203H250V200L249 199H243V198H239L237 201H235V202H233L234 204H232V202H231V197L233 198L234 196H235V198H237L238 197V195L236 196L234 193H233V195L231 194L228 198H230V199H228L227 197H226V201L224 200V198L223 199H221V201L219 202V205L221 204V206H223V207H226V208H222L221 209V213L219 212V209L217 210L216 209V206H217V204H214L213 205V203L212 202H208L207 204H205V200H204V198H206L205 197V195H203L202 193H200V192H198L199 194H196L197 193V191L194 189V188H190V189H188L189 187H187V186H185V185H183L182 186V184L179 182L178 183V181H174V182H176V184H174V182L173 183H171L172 184V186L174 185V187L172 188V186H169L171 189H169V187H167V186H164V184H157V183H159L160 181L159 180H157L156 178H158V179H160L161 178V176L162 177H164V175L168 172V174L169 175H171V177H174V175H172V174H174L175 173V171H169V170H171V168L169 169L168 167L167 168H163V171H162V168L161 169H159V168H157L158 167V162H156V158H158V155L160 154V152H161V150H159V149H163V147L160 145L161 144V142L164 140L163 138H165ZM213 134L215 133V132H212ZM128 134H130V135H128ZM74 135V136H73ZM75 135H76V137H75ZM86 137H85V136ZM163 135H164V137H163ZM236 136H238V135H236ZM68 137H70V139L68 138ZM73 139H72V138ZM153 137V138H152ZM58 138H63L62 140H57ZM67 138L69 139V140H67ZM76 138V139H75ZM84 138V139H83ZM159 138V139H158ZM56 139V140H55ZM153 139H158L157 141L156 140H153ZM163 139V140H162ZM73 140H75V141H73ZM79 141V143H78V141ZM81 140H82V142H81ZM153 140V141H152ZM162 140V141H161ZM62 141H64V142H62ZM69 141H71V142H69ZM153 143H152V142ZM159 141V142H158ZM57 142L58 143H60L59 145H60V147L58 146V144H57ZM62 142V143H61ZM71 143V144H69V143ZM73 142V143H72ZM75 142V143H74ZM78 144H77V143ZM81 142V143H80ZM143 142V143H142ZM51 143H53V144H51ZM82 143H83V145H82ZM125 143V144H124ZM147 143V144H146ZM154 143H155V145H154ZM156 143L160 146H158V145H156ZM57 144V145H56ZM69 144V145H68ZM128 144V145H127ZM135 144V145H134ZM140 144V145H139ZM144 144V145H143ZM146 144V145H145ZM184 144V145H183ZM52 145V146H51ZM54 145H56L57 146V148H56V146L54 147ZM65 145H66V147H65ZM128 146V147H125V146ZM162 145H163V143H162ZM182 145H183V147H184V149L185 150H187V149H194L193 147V145L191 146H188L189 144H186V143H182ZM46 146V147H45ZM50 146V147H49ZM72 148H71V147ZM81 146V147H80ZM85 146V147H84ZM121 146L122 147H124V148H121ZM134 146V147H133ZM136 146H138V147H136ZM142 146V147H141ZM152 146V147H151ZM154 146V147H153ZM185 146H187V147H185ZM48 147V148H47ZM70 147V148H69ZM133 147V148H132ZM149 148V150L148 149H146V148ZM157 147V148H156ZM166 146H164V148H165ZM192 147V148H191ZM51 148V149H50ZM57 150H56V149ZM58 148H59V150H60V153L58 152L59 150H58ZM79 148V149H78ZM83 148H85V149H83ZM121 148V149H120ZM43 149V148H42ZM64 149V150H63ZM70 149V150H69ZM102 150H106V148L104 147H102L101 148ZM125 149V150H124ZM135 149V150H134ZM138 149H139V151H138ZM151 149V150H150ZM56 150V151H55ZM141 150L144 152V153H142L141 152ZM147 150V151H146ZM157 150V151H156ZM42 151H44V152H42ZM46 151H47V153H46ZM52 151V152H51ZM53 151H54V153H53ZM66 151V152H65ZM69 151H70V153H69ZM78 151V152H77ZM80 151V152H79ZM135 151V152H134ZM154 151V152H153ZM158 151H160V152H158ZM53 154V155H55V157L53 156V155H51V153ZM63 152H65V153H63ZM73 152V153H72ZM126 152V153H125ZM128 152V153H127ZM133 152V153H132ZM153 152V153H152ZM46 153V154H45ZM56 153V154H55ZM75 153V154H74ZM122 153V154H121ZM159 153V154H158ZM44 154V155H43ZM61 154V155H60ZM112 154V155H111ZM133 154V155H132ZM154 154V155H153ZM158 154V155H157ZM58 155H60L59 157L60 158H58ZM74 155V156H73ZM130 155H132V156H130ZM136 155V156H135ZM139 155H141V156H143L145 159H143V158H140V159H138L140 156ZM146 155V156H145ZM148 155H149V157L151 158H149L148 157ZM151 155V156H150ZM156 155H157V157H156ZM53 156V157H52ZM57 156V157H56ZM121 156V157H120ZM160 156V155H159ZM210 156V155H209ZM208 156V157H209ZM44 157V158H43ZM52 157V158H51ZM72 157H73V159H72ZM131 157V158H130ZM200 157H203L202 155H197L195 158L196 159H200ZM213 157V158H212ZM218 157V158H217ZM217 157H216V155H211L210 156V158H212L213 160H220V158H219V155H217ZM130 158V159H129ZM134 158V159H133ZM154 158V159H153ZM215 158V159H214ZM217 158V159H216ZM44 159V160H43ZM56 159V160H55ZM107 159H108V161H107ZM111 159V160H110ZM120 159V160H119ZM133 159V160H132ZM148 159H150V160H148ZM156 159V160H155ZM195 159V160H196ZM76 160V161H75ZM103 160H104V162H103ZM115 162H114V161ZM136 160V161H135ZM146 160V161H145ZM152 160H154V161H152ZM56 161V162H55ZM102 161V162H101ZM131 161V162H130ZM192 160H190V159H186V160H180V163L178 164L177 163V165H181L182 167L184 166V165H186V166H188V165H191V162ZM54 162V163H53ZM113 162V163H112ZM155 162H156V164H155ZM192 162H195L194 161V159H193V161ZM117 163V164H116ZM143 163V164H142ZM152 163V164H151ZM184 163V164H183ZM147 164H149V166L147 165ZM101 165V166H102ZM110 165H112V166H110ZM130 165V166H129ZM138 167H140V165H141V167L140 168H138ZM155 165H157V167L156 168H154L155 167ZM77 166H80V165H77ZM108 166V167H107ZM134 166V167H133ZM152 166V167H151ZM154 166V167H153ZM142 167H143V169H142ZM145 167V168H144ZM175 167V168H174ZM174 167H172V170H174V169H176L177 167H176V165L174 166ZM131 168H133V169H131ZM139 170H138V169ZM174 168V169H173ZM56 169V170H55ZM140 169H142V172L143 173H141V171H140ZM71 170V169H70ZM137 170V171H136ZM150 170V171H149ZM152 170H153V172H152ZM156 170V171H155ZM51 171H58V169L55 167V168H52L51 169ZM149 171V172H148ZM158 171V172H157ZM140 172V173H139ZM150 172H152V173H150ZM155 172H156V174H155ZM172 172V173H171ZM139 173V174H138ZM148 173H150V174H148ZM164 173V174H163ZM17 174H18V176H17ZM21 174H22V176H21ZM159 174V175H158ZM16 175V176H15ZM27 175V174H26ZM156 177H155V176ZM167 175V174H166ZM9 176H11V175H9ZM13 176L15 177H13L12 178V176L11 177H7L6 178V180H8L9 179V181H11V183L14 185V186H16L18 189H21V188H26L27 186H29V184H32V182L34 183V181H33V179L32 178H34L35 176H30L29 177V175H27V176H25V174L23 175V173H14L13 174ZM20 176V177H19ZM25 176V177H24ZM168 176V175H167ZM0 177H1V175H0ZM28 177H29V179H28ZM36 177H39L38 179L36 178ZM36 177L34 178V180H35V183H37V182H39V181H43L44 180V177L42 176L41 177V175H36ZM153 177V178H152ZM166 177V176H165ZM12 178V179H11ZM25 178H27L26 180H25ZM0 179H2V177L0 178ZM30 179H32V181L30 182ZM38 181H37V180ZM24 180V181H23ZM100 180V181H99ZM151 180V181H150ZM152 180L154 181V182H152ZM27 181H29V183H27V184H25L24 182H27ZM127 181V182H126ZM157 181V183L155 184V182ZM21 182V183H20ZM94 182H95V184H94ZM139 182V183H138ZM1 183V182H0ZM14 183H16V184H14ZM20 183V184H19ZM129 183V184H128ZM145 184L146 186H152V187H149L150 189H151V193H150V197H147V202H144V203H147V204H145L144 206H143V204L142 203H140L139 202V196H138V194H137V190L136 189H134V188H136L135 186H138V185H141V184ZM25 184V185H24ZM92 184V185H91ZM98 184V185H97ZM124 184V185H123ZM125 184H127L128 186L126 187V185ZM149 184V185H148ZM170 184V185H171ZM105 185V186H104ZM113 185V186H112ZM123 185V186H122ZM132 185H133V188H131L132 187ZM159 187H158V186ZM19 186H21L20 188H19ZM115 186V188H112L111 189V187H114ZM154 186V187H153ZM156 186V187H155ZM176 186V187H175ZM178 186L180 187V188H178ZM182 186V187H181ZM187 187V189L185 188V187ZM121 187H123V188H121ZM166 187V188H165ZM95 188H97V189H95ZM99 188V189H98ZM119 188H121V189H119ZM157 188V189H156ZM164 188V189H163ZM175 188H177L178 190L177 191H179V189H180V191L179 192H177L176 191V189ZM90 189H93V190H90ZM126 189V190H125ZM169 191V192H167V190ZM184 191H186L185 193L182 191V190ZM194 189V190H193ZM118 190V191H117ZM125 192V193H123V191ZM127 190H129V191H127ZM134 190H135V192H134ZM153 190H156V192H154ZM120 191V192H119ZM132 191V192H131ZM160 191V192H159ZM165 191V192H164ZM174 191H175V194H174ZM182 191V192H181ZM190 191V192H189ZM191 191H193V192H191ZM110 192V193H109ZM112 192V193H111ZM114 192V193H113ZM116 192V193H115ZM130 194H129V193ZM134 192V193H133ZM152 192H154V194L152 193ZM187 192H189V193H187ZM125 194V197L123 196V194ZM159 193V194H158ZM167 193V194H166ZM180 193H182V194H180ZM115 194V195H114ZM122 194V195H121ZM163 194H166L167 196L168 195H170V194H174L173 195V197H172V199L170 198H168L166 195H163ZM178 194H180V196H179V198L177 197L178 196ZM192 194H195L196 195V197L195 196H193ZM87 195V196H86ZM157 195V196H156ZM185 195V196H184ZM191 195V196H190ZM197 195H199V196H197ZM110 196V197H109ZM117 196V197H116ZM129 196V197H128ZM152 196V197H151ZM155 196V197H154ZM184 196V197H183ZM188 196V197H187ZM239 196H241V195H239ZM3 197V198H2ZM5 197H7V198H5ZM88 197H89V199H88ZM91 197H93V198H91ZM111 197L114 199H111ZM129 199H128V198ZM166 198V199H164V198ZM178 199H177V198ZM190 197V198H189ZM5 198V200H3ZM84 198H87L88 200H84ZM127 199L126 200V202L123 200V199ZM134 198V199H133ZM158 198V199H157ZM168 198V199H167ZM181 198H184V199H181ZM196 198V199H195ZM201 198V199H200ZM94 201H93V200ZM121 199V200H120ZM174 199H176V200H174ZM187 199V200H186ZM200 199V200H199ZM81 200V201H80ZM92 200V201H91ZM108 200V201H107ZM117 200H119V201H117ZM168 202H167V201ZM195 200V201H194ZM249 200V201H248ZM35 201V202H34ZM78 201V202H77ZM130 201V202H129ZM166 201V202H165ZM175 201V202H174ZM181 201H183V202H181ZM224 201V202H223ZM228 201H229V203H228ZM79 202H82V203H80L79 204ZM142 202V201H141ZM149 202V203H148ZM202 202H204V204L202 203ZM36 203V204H35ZM138 203H139V205H138ZM151 203V204H150ZM168 203V204H167ZM174 203V204H173ZM183 203V204H182ZM209 203H211V205H208ZM245 203H246V205H245ZM248 203V204H247ZM25 204V205H24ZM113 204V205H112ZM118 204V205H117ZM132 204V205H131ZM159 204V205H158ZM232 204V205H231ZM243 204V206H241ZM22 205L24 206V207H22ZM26 205H28L27 207H26ZM78 205V206H77ZM104 205H106V206H104ZM117 207H119L118 209L116 208V206ZM123 207H122V206ZM127 205V206H126ZM203 205L205 206L204 207V209H203ZM208 205V206H207ZM212 205H213V208L210 210L209 208H211L212 207ZM230 205V206H229ZM237 207H236V206ZM245 205V206H244ZM35 206V207H34ZM112 208H111V207ZM121 206V207H120ZM128 206H129V208H128ZM133 208H132V207ZM147 206V207H146ZM167 206V207H166ZM210 206V207H209ZM36 207H41L40 209L39 208H37V209H39V210H37L36 209ZM114 207V208H113ZM132 209H131V208ZM136 207V208H135ZM143 207V208H142ZM179 207H181V208H179ZM231 207V208H230ZM234 207H236L235 209H234ZM2 207H0V209H1ZM83 208V209H82ZM155 208V209H154ZM261 208H264V206H259L257 209L258 210H260ZM14 209V210H13ZM36 209V210H35ZM94 209H96V210H94ZM117 209V210H116ZM130 209L131 211H128V210ZM135 209V210H134ZM143 211H142V210ZM146 209V210H145ZM168 209V210H167ZM206 209H208V210H206ZM223 209H224V211H223ZM225 209L227 210V211H225ZM234 209V210H233ZM25 211V212H23V211ZM80 210L83 212V214H86V218H85V216H82L81 214H82V212L80 213ZM91 210V211H90ZM108 210V211H111V212H113V213H111V212H106V211ZM184 210V211H183ZM213 210V211H212ZM13 211H15V212H13ZM18 211V212H17ZM34 212V214L36 213V214H38V215H35V217H34V214H32V212ZM35 211H37V212H35ZM39 211V212H38ZM41 211H42V213L44 214V215H48V218L50 219V221L51 222H49L48 220H47V216L45 217L44 216V218H43V214L41 213ZM79 211V219L80 220H77L78 218V215H77V217L75 216V217H72V216H74L73 214H75L76 215V213L75 212H78ZM88 212V214L87 213H85V212ZM94 211V212H93ZM100 211V212H99ZM103 211H104V213H103ZM136 211V212H135ZM169 211V212H168ZM217 211V212H216ZM12 212H13V214H12ZM20 212V213H19ZM22 212V213H21ZM48 212V213H47ZM91 212V213H90ZM96 212V213H95ZM97 212H98V215H97ZM116 212V214H114ZM144 212V213H143ZM186 212V213H185ZM206 212H208L207 214H206ZM214 212V213H213ZM3 215H2V214ZM26 215H25V214ZM51 213V212H50ZM93 213H95V214H93ZM100 213V214H99ZM135 213H136V215H135ZM154 213V214H153ZM158 213V214H157ZM210 213V214H209ZM217 213V216H215V214ZM219 213V214H218ZM223 213V214H222ZM15 214V215H14ZM20 214V215H19ZM30 214V215H29ZM89 214H91V215H89ZM122 214V215H121ZM138 214V215H137ZM143 214V215H142ZM194 214L196 215V216H194ZM245 215H246V213H244ZM13 215V216H12ZM18 215V216H17ZM25 215V216H24ZM32 215H33V218H32ZM40 215H42V216H40ZM87 215H89V216H87ZM97 217H96V216ZM116 215H117V217H116ZM119 215H120V217H119ZM123 215H124V218H123ZM147 215V216H146ZM172 215V216H171ZM205 217H204V216ZM212 216V219L210 218L211 216ZM219 215V216H218ZM226 215V214H225ZM21 218H20V217ZM23 216V217H22ZM53 216V217H52ZM65 216V217H64ZM91 216V217H90ZM110 216L113 218V220H112V218H110ZM169 216H170V218H169ZM175 216V217H174ZM177 216V217H176ZM186 216V217H185ZM201 216V217H200ZM210 216V217H209ZM247 216H250L251 217V215H247ZM5 217V218H4ZM12 217V218H11ZM20 219H19V218ZM30 217H31V220H30ZM37 217H39V218H37ZM50 217H52L53 218V220H51L52 218H50ZM55 217H57V218H55ZM58 217H62V218H58ZM63 217H64V220H63ZM70 217H71V219H70ZM87 217H88V220H89V222H88V220H87ZM106 217V218H105ZM126 217V218H125ZM136 219H135V218ZM155 217V218H154ZM180 217H181V219H180ZM196 217V218H195ZM210 218V220H209V218ZM2 218V219H1ZM42 218V219H41ZM55 218V219H54ZM94 218V219H93ZM140 218H141V220H140ZM144 218V219H143ZM147 218H148V220H147ZM191 218V219H190ZM193 218V219H192ZM218 218V219H219ZM247 219L249 218V217H246ZM252 218V217H251ZM18 219V220H17ZM28 219V220H27ZM34 219V220H33ZM46 219V220H45ZM60 219H62V220H60ZM65 219H67L66 221H69L68 219H70V221L69 222H67V224H64V223H66V221H65ZM76 219V220H75ZM121 219V220H120ZM131 220V222H130V220ZM143 219V220H142ZM174 219V220H173ZM176 219V220H175ZM196 219V220H195ZM250 219V218H249ZM27 220V221H26ZM38 220V221H37ZM55 220V221H54ZM57 220V221H56ZM77 223V226L75 225L76 223L74 222V221ZM83 220V221H82ZM91 220V221H90ZM100 220V221H99ZM107 220V221H106ZM109 220V221H108ZM126 220V221H125ZM137 220V221H136ZM151 222H150V221ZM194 220V221H193ZM205 220V222H203ZM0 221V222H1ZM16 221H18V222H16ZM29 221V222H28ZM30 221H32V222H30ZM58 221H60L59 222V224H58ZM65 221V222H64ZM85 221H87V226L89 227V225L91 226V228L94 226V223H96L95 225V227H96V231H95V229H90V230H84L83 229V231H87V233L85 232H83L85 235H84V237L82 238L81 236H79V234L77 233V232H79V228H81L80 226H81V224H83V222H85ZM94 221V222H93ZM125 221V222H124ZM132 221H134V222H132ZM141 221V222H140ZM185 221V222H184ZM191 221V222H190ZM197 221V222H196ZM199 221V222H198ZM8 222H10V221H8ZM21 222H22V224H21ZM24 222V223H23ZM34 222H35V224H34ZM74 222V223H73ZM80 224H79V223ZM100 222V223H99ZM116 222V223H115ZM138 222V223H137ZM139 222H140V224H139ZM165 222V223H164ZM29 225H28V224ZM43 223V224H42ZM47 223H56V225H50V224H47ZM62 223H63V225H64V227H65V229L63 230H61L60 228H64L63 227V225H62ZM68 223H70V226H69V224ZM88 223H90V224H88ZM92 223V224H91ZM133 223V224H132ZM148 223V224H147ZM150 223V224H149ZM153 223V224H152ZM155 223V224H154ZM158 223V224H157ZM188 223V224H187ZM17 224V225H16ZM18 224H20V225H18ZM24 224V225H23ZM46 224L47 225H50V227H49V229L48 228H46V227H48V226H46ZM60 224H61V227H59L60 226ZM72 224V225H71ZM110 224H111V226H110ZM170 224H171V226H170ZM175 224V225H174ZM180 225V227H179V225ZM13 225H15L14 226V230H13ZM24 227H23V226ZM35 225V226H34ZM46 229V231L44 232V229H43V227ZM76 227H75V226ZM85 225H86V223H85ZM100 225H102L103 227H106V228H103V227H101L103 230H105L107 233H105V231L103 232V230L101 229V228H99L100 227ZM113 225L114 226H116L117 225V227L120 229L119 230V233H121L122 232V230H123V232H125V233H128L129 231V233H131L132 235H130V234H128V236L129 237H132V239H130L128 236H124V235H127V234H124L123 236L124 237H126L127 239L124 241V240H122V234L121 235H119L120 237L119 238H121V239H118L119 240V246H122L123 247V249H122V247H119V249H118V247H117V249H115L116 251H118L117 253H115L116 251L114 250V249H112L111 247H110V239H111V237H113L112 235H111V233L109 232L108 233V231L110 230V227L112 228L113 227ZM192 225V226H193ZM37 226V227H36ZM40 228H39V227ZM46 226V227H45ZM56 226V227H55ZM58 226V227H57ZM99 226V227H98ZM127 226H128V228H127ZM133 226V227H132ZM161 226V227H160ZM168 226V227H167ZM176 226H178V227H176ZM182 226V227H181ZM189 226V227H190ZM18 227V228H17ZM29 227H31V228H29ZM54 228V229H51V228ZM69 227V228H68ZM73 227L74 228H76L77 229V231H76V229H74L73 230ZM78 227V228H77ZM94 227V228H95ZM98 227V228H97ZM124 229H123V228ZM219 227V228H218ZM221 227H223V229L221 228ZM5 228V229H4ZM9 228V229H8ZM16 228H17V231H15L16 230ZM20 228V229H19ZM23 228V229H22ZM26 228V229H25ZM38 228H39V230H38ZM56 228V229H55ZM58 228V229H57ZM70 229V230H68V229ZM125 228H127V229H125ZM148 230H147V229ZM166 228V229H165ZM7 229V230H6ZM28 229V230H27ZM40 229H43V232H41L40 231ZM51 229V230H50ZM101 229V230H100ZM122 229V230H121ZM128 229H130V230H128ZM144 229V230H143ZM146 229V230H145ZM228 229H230V228H228ZM10 230H12V231H14V233L15 232H17L18 234L19 233H22L21 235L19 234L18 236H17V233H15L14 234V236H13V234L11 233V232H9ZM21 230V231H20ZM23 230V231H22ZM38 230V231H37ZM57 231L58 232V234H57V232H53V231ZM68 230V231H67ZM76 231V233L73 235V231ZM100 230V232H97V231H99ZM125 230H127V232L125 231ZM136 232H135V231ZM154 230H157V231H154ZM182 230V231H181ZM1 231H3V233L1 232ZM6 233H5V232ZM19 231V232H18ZM39 231H40V233H39ZM49 231V232H48ZM63 232V234H61L62 232ZM66 231V232H65ZM91 231H93V232H91ZM121 231V232H120ZM139 233H138V232ZM153 231V232H152ZM163 231V232H162ZM178 231V232H177ZM231 231V232H230ZM8 232H9V234H8ZM53 232V234H52V236H51V233ZM68 232H70L69 234H67ZM80 232H82V230L80 231ZM79 232V233H80ZM90 232V233H89ZM97 232V233H96ZM180 232V233H179ZM185 233V235H184V233ZM24 233V234H23ZM31 233H33L32 235H31ZM38 233V234H37ZM45 233V234H44ZM50 233V234H49ZM56 233V234H55ZM82 233V234H83ZM89 233V234H88ZM95 233V234H94ZM101 233H104L105 234V237L103 236L104 234H101ZM137 233V234H136ZM142 233V234H141ZM157 233V234H156ZM173 233H175V234H173ZM182 233V234H181ZM207 233V234H206ZM3 234V235H2ZM40 234V235H39ZM45 236H44V235ZM46 234H48V235H46ZM60 234V235H59ZM78 234V235H77ZM91 235L90 237H93L94 239H92V238H90V237H88L87 235ZM96 234H98L99 236H101V237H103V238H101V237H99L98 235H96ZM145 234V235H144ZM171 234H173V235H171ZM181 234V235H180ZM233 234H235V236L233 235ZM12 235V236H11ZM61 235H62V237H61ZM67 235V236H66ZM69 235H73L72 237H70ZM93 235V236H92ZM109 235V236H108ZM177 235V236H176ZM179 235V236H178ZM199 236H200V234H198ZM11 236V237H10ZM34 236H36V238L34 237ZM42 236H44V237H42ZM54 236V237H53ZM57 236V238H55ZM77 236H78V238H77ZM95 236H96V238H98V239H96L95 238ZM137 236H139V238H137ZM158 236V237H157ZM202 236V235H201ZM210 236V237H209ZM215 236V237H214ZM221 236V237H220ZM2 237H4L5 238V241H3V239L4 238H2ZM19 237H20V239H19ZM32 237H34V238H32ZM37 237H39V238H37ZM42 237V238H41ZM47 237V238H46ZM48 237H50V238H48ZM59 237V238H58ZM66 237V238H65ZM69 237H70V239H69ZM108 237V238H107ZM123 237V238H124ZM183 237V238H182ZM184 237H185V239H184ZM208 237V238H207ZM230 237V238H229ZM236 237V238H235ZM17 238V239H16ZM52 238V239H51ZM87 238H89L88 239V241H89V243H86L85 241H87ZM133 238H136V239H133ZM142 238H145V239H142ZM148 238V239H147ZM154 238V239H153ZM196 238H198V236L196 237ZM14 241H13V240ZM22 239V240H21ZM30 239V240H29ZM38 239V240H37ZM44 240V241H40V240ZM45 239H46V241H45ZM50 239V240H49ZM54 239H57V240H54ZM58 239H59V241H58ZM77 239H78V241H77ZM125 239V238H124ZM147 239V240H146ZM176 239V240H175ZM214 239V240H213ZM227 239H228V241H227ZM238 239V240H237ZM240 239V240H239ZM17 240V241H16ZM26 240V241H25ZM34 240H35V242L36 241H38V242H36V243H40V242H42L41 243V245L38 247L37 245H35V246H37L38 247V249H36L37 247H33V244L35 243L34 242ZM51 240H53L52 242H51ZM72 240H75V242H77V244H76V248L78 249H76V251H72V253L70 252V253H68L67 252V250H65L64 249V247H66V249H67V244L68 243H70ZM96 240H98L97 241V244L95 243V241ZM153 240V241H152ZM213 240V241H212ZM236 240V241H235ZM11 241H12V243H11ZM30 241H33V242H31V243H29ZM48 241V242H47ZM51 243H50V242ZM79 241H83V242H85V243H81L80 244V242ZM87 241V242H88ZM91 241H92V243H91ZM125 243H124V242ZM126 241H128V243L126 242ZM179 241V242H178ZM221 241V242H220ZM234 241V242H233ZM2 242V243H1ZM9 242V243H8ZM18 242V243H17ZM21 242V243H20ZM44 242V243H43ZM46 242V243H45ZM100 242V243H99ZM167 242H168V244H167ZM182 242V243H181ZM210 242V243H209ZM25 243V244H24ZM64 243V245H62ZM91 243V244H90ZM95 243V244H94ZM102 243V244H101ZM108 243V244H107ZM130 243V244H129ZM172 243V244H171ZM184 243V244H183ZM188 243V244H187ZM223 243V244H222ZM235 243V244H234ZM11 244V245H10ZM28 244V245H27ZM29 244H30V246H29ZM42 244H47L46 246L45 245H42ZM48 244H51V245H48ZM61 244V245H60ZM87 244V245H86ZM89 244V245H88ZM120 244H122V245H120ZM212 244V245H211ZM222 245V247L220 246V245ZM225 244V245H224ZM227 244V245H226ZM230 244V245H229ZM3 245V246H2ZM14 245V246H13ZM32 245V246H31ZM54 245V246H53ZM66 245V246H65ZM86 245V246H85ZM95 245V246H94ZM100 245V246H99ZM107 245H108V249H107ZM132 245V246H131ZM146 245V246H145ZM152 245V246H151ZM170 245V246H169ZM12 246V247H11ZM48 246V247H47ZM56 246V247H55ZM104 246V247H103ZM137 246V247H136ZM158 246V247H157ZM161 246V247H160ZM172 246V247H171ZM186 246V247H185ZM190 246V247H189ZM192 246V247H191ZM223 246H225V247H228V249L226 248H224ZM257 246V247H256ZM5 247V248H4ZM14 247V248H13ZM20 247V248H19ZM30 247V248H29ZM46 247V248H45ZM50 247V248H49ZM52 247V248H51ZM62 247V248H61ZM82 247V248H81ZM85 247V248H84ZM89 247V248H88ZM92 247V248H91ZM93 247H95V248H97V249H95V248H93ZM175 247V248H174ZM221 247V248H220ZM247 247V248H246ZM251 249H250V248ZM80 248V249H79ZM84 248V249H83ZM91 248V249H90ZM98 248H100V249H104L103 251L102 250H100V249H98ZM169 248V249H168ZM212 248V249H211ZM218 248V249H217ZM219 248H220V250H219ZM39 249H40V251H39ZM41 249H45L44 250V253L41 251ZM59 249V250H58ZM62 249H64L65 251H63ZM89 249V250H88ZM109 252H107L106 250ZM120 249H122V250H120ZM128 249H130V250H128ZM156 249V250H155ZM174 249V250H173ZM193 249H195V250H193ZM211 249V250H210ZM222 249V250H221ZM239 249V250H238ZM248 249H250L249 251H248ZM254 249H256V251L254 250ZM3 250V251H2ZM16 250H18V251H16ZM20 250V251H19ZM120 250V251H119ZM161 250V251H160ZM215 250V251H214ZM231 250V251H230ZM234 250H235V253H234ZM238 250V251H237ZM243 250V251H242ZM253 251L254 250V252L255 253H257V254H255L254 252H252V253H250V251ZM30 251V252H29ZM82 251V252H81ZM84 251V252H83ZM88 251V252H87ZM100 251V252H99ZM151 251V252H150ZM219 251V252H218ZM230 251V252H229ZM233 251V252H232ZM14 252H16V253H14ZM28 252H29V254H28ZM60 252H61V254H60ZM126 252V253H125ZM161 252V253H160ZM189 252V253H188ZM190 252H191V254H190ZM219 254H218V253ZM12 253V254H11ZM41 253V254H40ZM50 253V254H49ZM86 254V255H83V254ZM112 253H114V254H112ZM124 253V254H123ZM206 253L208 254V255H206ZM216 255V253H217V257L216 256H214V254ZM221 253H223L222 255H220ZM230 253H231V255H230ZM250 253V254H249ZM10 254V255H9ZM14 254V255H13ZM28 254V255H27ZM43 254V255H42ZM46 254V255H45ZM53 254V255H52ZM57 254V255H56ZM140 254V255H139ZM168 254V255H167ZM198 254V255H197ZM212 254V255H211ZM260 254V255H259ZM9 257H8V256ZM18 255V256H17ZM34 255V256H33ZM45 255V256H44ZM50 255H52V256H50ZM65 255V256H64ZM73 255H75V256H73ZM101 255V256H100ZM115 255V256H114ZM116 255H118V256H116ZM196 255H197V257H196ZM10 256H13V257H10ZM21 256V257H20ZM38 256V257H37ZM67 256V257H66ZM72 256V257H71ZM82 256V257H81ZM111 256L113 257V258H111ZM182 256V257H181ZM207 257V256H209L208 258H205V257ZM212 256V257H211ZM226 256V257H225ZM258 256V257H257ZM1 257H2V259H1ZM34 257H36V258H34ZM39 257H40V259H39ZM43 259H42V258ZM79 257H81V258H79ZM99 257V258H98ZM109 257V258H108ZM116 257V258H115ZM126 257V258H125ZM153 257V258H152ZM202 257V258H201ZM215 257V258H214ZM232 257H234V258H232ZM5 260H4V259ZM9 258V259H8ZM26 258V259H25ZM74 258V259H73ZM92 258V259H91ZM132 258H133V260H132ZM136 258V259H135ZM149 258V259H148ZM11 259V260H10ZM39 259V260H38ZM65 259L67 260V261H65ZM81 259V260H80ZM86 261H85V260ZM126 259V260H125ZM221 259H223V260H221ZM249 259L251 260V261H249ZM255 259V260H254ZM10 260V261H9ZM18 260V261H17ZM29 260V261H28ZM33 260V261H32ZM37 260V261H36ZM83 260V261H82ZM96 260V261H95ZM115 262H114V261ZM207 260H209L208 262H206ZM213 260V261H212ZM217 260V261H216ZM219 260V261H218ZM13 261V262H12ZM17 261V262H16ZM20 261V262H19ZM45 261V262H44ZM52 261V262H51ZM74 261V262H73ZM82 261V262H81ZM88 261V262H87ZM138 261H140V262H138ZM159 261V262H158ZM176 261L178 262V263H176ZM203 263H202V262ZM216 261V262H215ZM228 261V262H227ZM10 262V263H9ZM28 262V263H27ZM57 262V263H56ZM64 262V263H63ZM79 262V263H78ZM98 262V263H97ZM105 262V263H104ZM108 262V263H107ZM117 262V263H116ZM175 262V263H174ZM186 262H188V263H186ZM204 262H206V263H204ZM231 262V263H230ZM247 263V264H248Z\"/></svg>",
	"mask_w": 264,
	"mask_h": 264
}]
</instances>
